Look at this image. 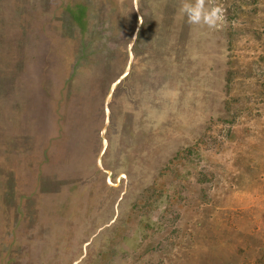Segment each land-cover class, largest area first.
I'll use <instances>...</instances> for the list:
<instances>
[{
  "label": "rangeland",
  "instance_id": "rangeland-1",
  "mask_svg": "<svg viewBox=\"0 0 264 264\" xmlns=\"http://www.w3.org/2000/svg\"><path fill=\"white\" fill-rule=\"evenodd\" d=\"M181 2L0 0V264H264V0Z\"/></svg>",
  "mask_w": 264,
  "mask_h": 264
},
{
  "label": "clouds",
  "instance_id": "clouds-1",
  "mask_svg": "<svg viewBox=\"0 0 264 264\" xmlns=\"http://www.w3.org/2000/svg\"><path fill=\"white\" fill-rule=\"evenodd\" d=\"M181 17L186 16L187 22L191 25H207L214 28L223 21V10L221 7H206V0H182L179 8Z\"/></svg>",
  "mask_w": 264,
  "mask_h": 264
}]
</instances>
